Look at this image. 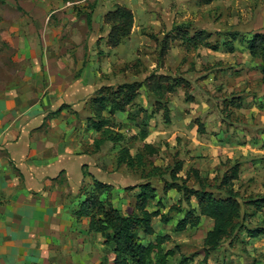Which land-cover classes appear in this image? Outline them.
<instances>
[{
    "label": "rangeland",
    "instance_id": "rangeland-1",
    "mask_svg": "<svg viewBox=\"0 0 264 264\" xmlns=\"http://www.w3.org/2000/svg\"><path fill=\"white\" fill-rule=\"evenodd\" d=\"M117 5L131 10L133 26L128 37L111 46L106 15ZM201 30L210 33V45L222 43L225 32L238 31L247 38L264 34V0H0V95L53 103L66 82L84 81L88 94L83 96V121L100 89L143 82L152 75L167 77L168 82L181 79L182 85L165 95L169 123L146 85L125 112L115 114L120 126L115 130L124 140L105 142L98 149L106 157L107 178L116 191L113 203L128 215L134 210V187L149 182L163 205L161 213H167L171 205L180 204L181 195L175 189L165 192V183L175 180L196 188V172L216 196H225L228 189L237 193L238 226L205 257L203 239L211 219L201 217L197 227L177 232L178 215L166 224L154 218V234H141V242L157 244L152 263L159 252L166 254L164 264H180L183 258L184 264H264V233L249 234L264 229V208L246 202L264 197L261 65L241 46L228 53L223 48L187 47L180 40L183 32L192 36ZM99 137L82 133V150L98 151L93 140ZM145 144L156 152L150 154ZM121 147L131 156L142 153L144 166H116ZM233 166L237 178L228 188L219 187ZM190 202L196 207L194 198ZM156 203L148 210L154 211ZM160 237L164 240L157 243ZM100 254L107 261L101 264L111 263L109 247Z\"/></svg>",
    "mask_w": 264,
    "mask_h": 264
},
{
    "label": "crops",
    "instance_id": "crops-1",
    "mask_svg": "<svg viewBox=\"0 0 264 264\" xmlns=\"http://www.w3.org/2000/svg\"><path fill=\"white\" fill-rule=\"evenodd\" d=\"M87 91L72 80L53 103L0 95V264L107 262L103 237L71 214L93 180L113 184L105 155L81 148L82 133H96L87 131L90 115L80 121ZM62 104L70 108L50 116Z\"/></svg>",
    "mask_w": 264,
    "mask_h": 264
},
{
    "label": "trees",
    "instance_id": "trees-1",
    "mask_svg": "<svg viewBox=\"0 0 264 264\" xmlns=\"http://www.w3.org/2000/svg\"><path fill=\"white\" fill-rule=\"evenodd\" d=\"M204 1L208 3L213 0ZM106 16L110 23L108 42L111 46H116L130 34L133 26V14L126 7L117 5ZM86 22L90 28L91 15L86 16ZM222 36L224 41L214 45H210L208 42L210 33L205 30L198 31L192 36L183 32L180 40L187 47L202 45L213 50L223 48L228 53H233L237 46H241L248 51L252 58L260 62L264 79V34L254 33L251 38H247L238 31H230L222 33ZM168 79L167 77L152 75L143 82L123 83L115 89L112 87L100 89L90 101L91 114L87 118V131L96 132L100 136L93 140L94 151L98 150L105 142L119 144L124 140V135L115 130H120V126L116 123L115 114L125 112L126 108L134 103L142 86L146 85L148 91L152 93L156 104L161 106L164 121L169 123V109L165 95L180 87L182 80L172 79V82H168L166 81ZM68 108H70L68 105L62 104L50 116L57 115L63 109ZM198 130L200 132L203 130L202 125L198 126ZM145 136L144 131L142 137ZM144 149H148L150 154L156 152L149 144H145ZM144 164L145 159L142 153L131 156L128 148L121 147L119 149L116 156L117 166L126 165L134 168L137 165L144 166ZM194 173L197 178L198 187L196 188L185 183H178L175 180L165 183V192L175 189L181 195L180 204L171 205L167 213H161L160 209L163 208V205L160 200H157L156 190L149 182L134 187L137 188L134 210L128 215H124L119 206L112 202L114 187L93 180L92 189H84V200L71 210V214L76 219H88L89 233L100 234L103 237L104 245L110 248L112 264H153L151 254L157 244L141 242V234L143 236L154 234L152 226L154 218L159 217L161 222L166 224L173 215H181L175 228L177 232H181L186 228L197 227L201 217H206L212 220V226L203 239L204 255L208 257L211 252L219 247L223 239L234 234L233 232L241 217L240 202L237 193L231 189L227 190L225 196H216L213 191H210V185L196 172ZM83 175L85 176L86 172ZM237 176V166H233L224 173L219 187L228 188ZM191 198L196 200V207L191 206ZM153 202H157L158 207L154 211H149L148 208ZM246 202L252 205L254 209L264 208V197H257ZM262 233H264L262 228L249 231L251 236H258ZM163 240V237L156 239L157 243H161ZM156 250L159 251V249ZM160 255L161 253L158 252L155 264L165 263L166 254ZM183 262H186L184 258L180 264H184Z\"/></svg>",
    "mask_w": 264,
    "mask_h": 264
}]
</instances>
